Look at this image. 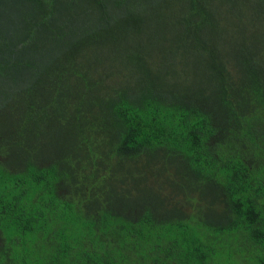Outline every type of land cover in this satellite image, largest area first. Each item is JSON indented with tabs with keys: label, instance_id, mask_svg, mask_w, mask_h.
<instances>
[{
	"label": "trees",
	"instance_id": "obj_1",
	"mask_svg": "<svg viewBox=\"0 0 264 264\" xmlns=\"http://www.w3.org/2000/svg\"><path fill=\"white\" fill-rule=\"evenodd\" d=\"M0 264H264V0H0Z\"/></svg>",
	"mask_w": 264,
	"mask_h": 264
}]
</instances>
